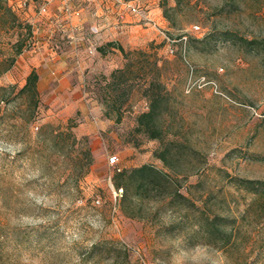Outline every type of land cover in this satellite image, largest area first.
<instances>
[{"label": "rangeland", "instance_id": "1", "mask_svg": "<svg viewBox=\"0 0 264 264\" xmlns=\"http://www.w3.org/2000/svg\"><path fill=\"white\" fill-rule=\"evenodd\" d=\"M93 1L112 22H89ZM122 1L67 0L89 11L68 16L61 0H0V264H264V199L234 181H264V0H129L155 25L120 17ZM31 68L32 121L16 93ZM190 77L204 80L187 91ZM152 83L167 164L136 129ZM144 163L186 199L134 184L124 198L117 173Z\"/></svg>", "mask_w": 264, "mask_h": 264}, {"label": "trees", "instance_id": "2", "mask_svg": "<svg viewBox=\"0 0 264 264\" xmlns=\"http://www.w3.org/2000/svg\"><path fill=\"white\" fill-rule=\"evenodd\" d=\"M115 45L113 42H107L106 45ZM116 46L125 53L121 45L116 44ZM99 52H104V48L99 46L96 48ZM123 72L122 69H118L112 72V76L115 77L116 72ZM39 80V73L35 68H31L24 79V83L19 87L16 93L19 96L29 94L31 97V105L33 107L31 116L29 118L32 121L37 113V108L39 106V99L37 98L38 88L37 83ZM12 89L16 88L11 86ZM162 86L157 84L156 88L150 84L144 91V95L148 99V108L146 110L140 111L136 116V129L143 132L148 139H156L162 144V148L154 152V155L159 158L163 163L167 164L168 156L171 153V148L164 143V131L160 125V116L163 113V102L164 95L162 93ZM107 115V114H106ZM87 153L88 150H87ZM118 184L124 181V190L122 196L127 197L128 184H134L137 193L148 194L150 191L155 192H167L172 197L186 199V196L179 191L178 187L172 186V178L164 170L148 163L141 164L140 166L125 170L121 173H117ZM235 182L245 188L246 190L253 192L255 195L264 199V181L252 180V179H242L234 178ZM116 184V186H118ZM172 187V188H171Z\"/></svg>", "mask_w": 264, "mask_h": 264}, {"label": "crops", "instance_id": "3", "mask_svg": "<svg viewBox=\"0 0 264 264\" xmlns=\"http://www.w3.org/2000/svg\"><path fill=\"white\" fill-rule=\"evenodd\" d=\"M88 6H89V8H90V14L91 15H89L88 17H87V19L89 20V22H93L94 24L95 23H99V24H101V25H108L110 22H112L113 20V17H111L110 15H108V11H103V9L105 10V7H106V5H100L98 2H94L93 1V3L91 4H88ZM77 9H79V7L77 8ZM80 10V12H81V14H84L85 16H86V14L88 15V13H89V11L87 10V11H83V8H80L79 9ZM84 21V20H83ZM80 28V27H79ZM101 30V29H100ZM115 31L113 30V28L112 27H108L107 26V28L106 29H103V30H101L100 31V33L96 36V37H100L101 39L103 38V39H106V40H108V39H111L112 37H114L115 36ZM80 36V39H89L88 37H86V36H84L83 35V37L81 36V35H79ZM78 39V38H77ZM84 40H83V42H84ZM85 48V47H84ZM84 50H86V48L84 49ZM57 65H61V63L59 62ZM63 67V66H62ZM63 69H64V67H63ZM68 78H67V76H66V74L60 79V82L63 84V82H66V81H68L67 80ZM65 84V83H64ZM69 94V93H68ZM75 96V94H72V92H70V94H69V96ZM79 100H81V99H85L84 98V96L83 95H80L79 96V98H78ZM87 101L88 100H86L85 99V102H86V105L88 106L89 104L87 103ZM93 104V103H92ZM82 106H83V104H82ZM86 107V106H85ZM85 107L83 106L82 108L83 109H85ZM93 110H95L96 112H97V114H99L100 113V111H99V109H98V107L97 106H94L93 107ZM100 115V114H99ZM102 123H105V124H108L109 123V120L108 119H106V117H105V119H104V121H101V124ZM93 130H88V133H89V135L90 134H93V135H95L94 133H95V131L94 132H92Z\"/></svg>", "mask_w": 264, "mask_h": 264}, {"label": "built area", "instance_id": "4", "mask_svg": "<svg viewBox=\"0 0 264 264\" xmlns=\"http://www.w3.org/2000/svg\"><path fill=\"white\" fill-rule=\"evenodd\" d=\"M48 1H53V0H48ZM62 2V5H63V10L65 11V13L68 15V16H73V15H79V10L77 9H72L69 4L67 3V0H61ZM120 17L123 16L124 13H128V14H132V15H139L140 17H142L144 19L145 22L147 23H152L153 25H155V23L153 22V20L146 16V14H144L143 12V8L137 4V3H134L132 1H129V0H126V1H122L120 2ZM22 5H25V2H22ZM47 7L46 5H42L41 6V9L40 11L41 12H44L46 11ZM196 29H199L198 26L195 27ZM180 39H183L185 40L186 39V35H183L181 36ZM167 40L169 42H174L175 39H171V38H167ZM172 51V50H171ZM204 80V77H201L200 79H198L197 81H203ZM196 80H193L192 81V78L190 77L189 80H188V88H187V91L194 85L197 83ZM200 86V85H198ZM117 161H118V158L116 155H111L110 157H108V162L115 166L117 164ZM115 170L118 172L120 171V168L119 167H116ZM121 191V189H120ZM96 202L98 203V200H96Z\"/></svg>", "mask_w": 264, "mask_h": 264}]
</instances>
